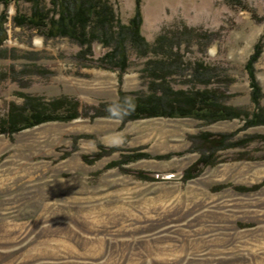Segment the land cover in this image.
Here are the masks:
<instances>
[{
  "label": "rangeland",
  "instance_id": "obj_1",
  "mask_svg": "<svg viewBox=\"0 0 264 264\" xmlns=\"http://www.w3.org/2000/svg\"><path fill=\"white\" fill-rule=\"evenodd\" d=\"M111 1L127 23L135 0ZM140 5L149 43L163 30L182 32L184 61L168 77L172 88L208 86L222 103L256 111L245 64L264 32V0ZM2 12L0 117L29 97L70 98L78 116L0 133V264H264L263 124L246 125L242 114L124 122L103 115L120 91L159 94L146 56L127 42L126 69L111 68L98 60L111 46L95 40L79 55L84 46L68 37L15 25L28 3L0 0ZM197 61L209 65L208 77H198ZM254 76L264 93V36ZM221 133L231 134V145L203 136Z\"/></svg>",
  "mask_w": 264,
  "mask_h": 264
},
{
  "label": "trees",
  "instance_id": "obj_2",
  "mask_svg": "<svg viewBox=\"0 0 264 264\" xmlns=\"http://www.w3.org/2000/svg\"><path fill=\"white\" fill-rule=\"evenodd\" d=\"M1 1L6 6L9 0ZM15 1H24L29 4L28 13L17 12L13 16L15 25H25L40 30L47 38L68 37L84 46L79 51V55L90 53L93 41L97 40L104 45L111 46L110 50L98 60L102 63L107 62L111 68H119L121 71H124L128 64L127 42L140 55L146 56L144 71L151 78L150 87L152 84L161 86L159 94H156V90L146 95H140L135 91L130 93L120 91L116 101L106 104L107 110L102 113L103 115L120 118L124 122L128 119L142 117L189 115L215 121L239 117L242 114L246 125H264V104H261L264 93L254 76V63L262 52L264 32L254 44L253 52L245 64L252 88L251 99L256 105V111L250 116L247 112L222 103L214 88L208 86L189 89L172 88L168 77L175 72V69L180 68L184 61L180 51L182 32L175 29L168 34L163 30L156 35L152 43H149L141 33L143 18L140 0H135L134 13L127 23L119 21L111 0ZM225 1L230 5L241 4V0ZM4 17L5 13L2 12L0 23ZM181 29L186 32L189 28L182 25ZM194 68L201 69L198 77H208L205 76V71L210 69L209 65L197 61ZM4 75V72L0 71V79ZM207 79L197 78V81L207 83L209 81ZM131 94L133 95L130 96ZM28 102L24 106L11 103L7 113L0 117V133L12 134L44 121L70 120L78 116V103L67 97L53 102H43L40 99L29 97ZM203 136L208 144L219 146V144H226L231 134L221 133L218 138H216L217 135L208 137V134H204ZM85 159L92 160L93 157L85 156ZM204 159L206 158L203 157L200 162H205Z\"/></svg>",
  "mask_w": 264,
  "mask_h": 264
}]
</instances>
